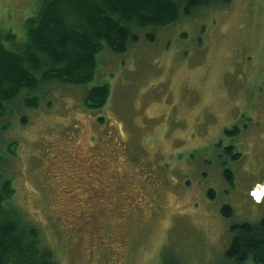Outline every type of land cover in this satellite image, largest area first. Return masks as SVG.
<instances>
[{"label":"rangeland","instance_id":"obj_1","mask_svg":"<svg viewBox=\"0 0 264 264\" xmlns=\"http://www.w3.org/2000/svg\"><path fill=\"white\" fill-rule=\"evenodd\" d=\"M37 8L0 0V34L25 40ZM178 17L157 32L138 29L123 52L102 49L90 80L49 79L35 107L22 106L29 90L8 103L0 152L11 199L56 263L236 264L229 226L264 216L262 192L261 203L247 197L264 183V0H221ZM104 83L105 100L84 105L86 90ZM241 114L255 116L243 126ZM227 124L241 128L226 136ZM219 138H231L236 159L220 158Z\"/></svg>","mask_w":264,"mask_h":264},{"label":"trees","instance_id":"obj_2","mask_svg":"<svg viewBox=\"0 0 264 264\" xmlns=\"http://www.w3.org/2000/svg\"><path fill=\"white\" fill-rule=\"evenodd\" d=\"M220 1L38 0L35 15L26 17L23 23L25 40L16 41L11 31L0 34V120L11 110L8 103L14 104L27 93L22 90L32 92L25 101L19 98L22 106L35 107L36 93L43 82L55 79L78 84L90 80L102 49L123 52L139 38L138 29L154 26L157 32L159 26L178 20V14L189 15L195 8L215 6ZM146 34L148 40L155 41V33ZM59 64L65 67H52ZM41 74L44 77L40 78ZM91 88L83 98L87 107L101 104L109 92L105 83ZM21 120L26 122L24 117ZM0 130H4L2 125ZM16 141L12 139L5 144V151ZM227 147V154L234 151L235 155L236 146ZM3 160L0 152V264H59L51 248L38 243L37 229L25 220L12 201L11 179L4 175L7 168L3 167ZM223 163L224 175L229 178L231 171ZM208 193L212 196L214 191ZM221 212L225 218L233 215L229 204H223ZM229 232L232 236L226 248L227 257L236 264L249 259L254 264H264V216L253 222H233Z\"/></svg>","mask_w":264,"mask_h":264},{"label":"flooded vegetation","instance_id":"obj_3","mask_svg":"<svg viewBox=\"0 0 264 264\" xmlns=\"http://www.w3.org/2000/svg\"><path fill=\"white\" fill-rule=\"evenodd\" d=\"M234 107H236L237 108V106H234ZM261 111H262V109H260ZM253 116H255V114L254 115H248L247 117H244V116H242V114L241 115H239V117H243V118H245V120H246V122H243V123H241V125H243V126H245V125H247V124H249L248 123V120H249V118L248 117H253ZM248 118V119H247ZM263 122H264V118H263ZM263 125V124H262ZM242 126V127H243ZM264 126V125H263ZM241 128V126L240 125H232V124H230V125H225L224 126V129H223V131H224V133L226 134V136H230V135H232V134H236L237 132H238V129H240ZM261 130H264V129H261ZM228 133V134H227ZM229 144H231L232 146L234 145L233 144V142L231 141V138H230V140H227V142H224V140L222 139V138H219V139H217V141H216V143H215V145L216 146H218L219 148H218V155L220 156V158L223 156V155H225L226 157L227 156H233L234 155V151H232L231 152V154H227V151H226V149L228 148L227 146L229 145ZM235 146V145H234ZM235 154H237V155H239L240 154V151L239 152H236ZM237 155H235L233 158L234 159H236L237 157ZM223 160V159H222ZM225 161H228L227 159L225 160ZM228 168V167H227ZM228 169H230V168H228ZM230 171H231V174H230V176H229V178L233 175V171H232V169H230ZM226 177V176H225ZM227 178V177H226ZM228 178V179H229ZM256 184H258V183H254V184H252L247 190V197H248V199H249V201H251L252 202V198H251V196H250V191H251V189H252V187L253 186H255ZM259 184H264V183H259ZM263 198H264V195H263ZM261 202H263V199H262V201ZM261 202H256V204H258V203H261Z\"/></svg>","mask_w":264,"mask_h":264},{"label":"bare ground","instance_id":"obj_4","mask_svg":"<svg viewBox=\"0 0 264 264\" xmlns=\"http://www.w3.org/2000/svg\"><path fill=\"white\" fill-rule=\"evenodd\" d=\"M261 188H262V189H261ZM253 190H254V195H255V197L258 198V199L261 197V195H260L261 192H262V195H264V194H263L264 186H261V187H259V188H258V187H255V189H253Z\"/></svg>","mask_w":264,"mask_h":264},{"label":"crops","instance_id":"obj_5","mask_svg":"<svg viewBox=\"0 0 264 264\" xmlns=\"http://www.w3.org/2000/svg\"><path fill=\"white\" fill-rule=\"evenodd\" d=\"M261 186H264V184H260Z\"/></svg>","mask_w":264,"mask_h":264}]
</instances>
